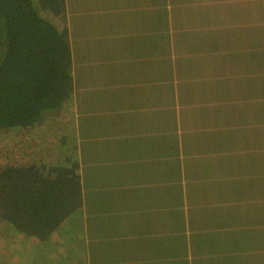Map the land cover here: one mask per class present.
<instances>
[{"label":"crops","instance_id":"obj_1","mask_svg":"<svg viewBox=\"0 0 264 264\" xmlns=\"http://www.w3.org/2000/svg\"><path fill=\"white\" fill-rule=\"evenodd\" d=\"M102 9L73 52L76 75L114 97L85 143L109 178L87 180L85 264H172L178 235L185 264H264V0ZM88 107L98 120L101 105Z\"/></svg>","mask_w":264,"mask_h":264},{"label":"trees","instance_id":"obj_2","mask_svg":"<svg viewBox=\"0 0 264 264\" xmlns=\"http://www.w3.org/2000/svg\"><path fill=\"white\" fill-rule=\"evenodd\" d=\"M109 2L0 0V264L82 259L87 180L109 178L99 173L100 152L87 161V147L82 151L77 143L68 113L67 101L84 78L73 70L78 34L73 23L79 35L95 34V19L103 18ZM61 112L62 120L50 119ZM89 122V128H79L95 133L109 126L100 116ZM124 173L110 179L123 184Z\"/></svg>","mask_w":264,"mask_h":264},{"label":"rangeland","instance_id":"obj_3","mask_svg":"<svg viewBox=\"0 0 264 264\" xmlns=\"http://www.w3.org/2000/svg\"><path fill=\"white\" fill-rule=\"evenodd\" d=\"M73 25L75 27V31L78 32L76 38H78V39L79 38H87V35H85V34L84 35H79V28L77 26V23L74 22ZM90 31L91 30H89L88 32H90ZM94 37H95V34L91 33L89 35V40L90 39H93ZM80 43H84V42H81V40L74 42V44H75V50H78V48H80V47H83L84 50L86 49L85 46H82ZM84 44H86V43H84ZM83 49H81V50H83ZM93 78L94 77H84L82 79V82H81V84L84 87H75V88H77V90H75L74 93H73V99H72V97H70V99L67 101V103H68L67 106H69V112L68 113H69V115L70 114L72 115L73 121H74V124L73 125L75 127V138H76L77 143H79V144L81 143L82 151L85 148L84 142L85 143L87 142V139H88L87 136L88 135H87V132L82 127L79 128V124L80 125L83 124L84 127L86 126L87 128H89V126H88L89 123H90L89 122V117L92 114V111H91L92 109L88 107V103L92 101V103L100 104L101 105V107L99 108V110L97 112V115L98 116H101L102 122L105 123V124H107L108 121H109V114H110V110L111 109L105 108V105H106V103L110 99H113L114 98V97H109V93H104V94H107L106 99H101L100 100L97 97V95L99 93L96 92L93 89V87H97V86H95L93 83H90V81ZM99 78L102 79L101 84H102V87H103V85L105 83V80H106V77L99 76ZM101 94H103V93H101ZM77 97H78V100H77ZM116 103H118V106H111V107L113 109L117 110L119 113L123 112L125 110L121 106V104L123 103V100L117 99V100L113 101L112 104H116ZM61 114L63 115V112H61L60 114L56 113V115L54 114L53 116L50 117V119L52 121L62 120V115ZM78 114H79V116H78ZM69 122H70V120H69ZM66 132H67V130H66ZM86 189H87V184H86ZM84 240H85V238H84ZM177 240L179 242V253L180 254H183V255L188 254L185 250H183V239H182V236L181 235H178V239ZM79 245H81V248L83 247V250L80 251V254H81L82 259L81 260H78V264H85V259H86L85 243H80L79 242ZM174 254H176V253H174ZM183 255H181L179 257V259L173 260V263L172 264H185L186 261H184ZM147 263L148 264H171L170 261H169V263H165V262L162 263L160 259H157L155 257V255H150V259H148V262ZM142 264H146V263H142Z\"/></svg>","mask_w":264,"mask_h":264}]
</instances>
